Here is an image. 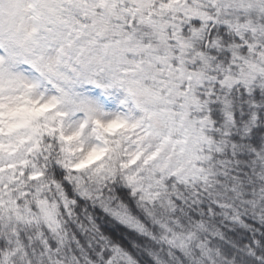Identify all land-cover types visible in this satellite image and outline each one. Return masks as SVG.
<instances>
[{
    "label": "snow or ice",
    "instance_id": "obj_1",
    "mask_svg": "<svg viewBox=\"0 0 264 264\" xmlns=\"http://www.w3.org/2000/svg\"><path fill=\"white\" fill-rule=\"evenodd\" d=\"M0 264H264V0H0Z\"/></svg>",
    "mask_w": 264,
    "mask_h": 264
}]
</instances>
